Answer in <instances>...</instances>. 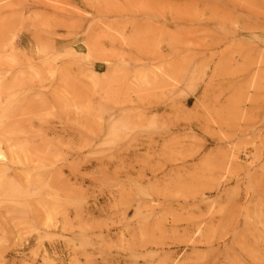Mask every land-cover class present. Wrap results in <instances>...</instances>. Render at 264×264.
<instances>
[{"label":"rangeland","instance_id":"374dc122","mask_svg":"<svg viewBox=\"0 0 264 264\" xmlns=\"http://www.w3.org/2000/svg\"><path fill=\"white\" fill-rule=\"evenodd\" d=\"M2 167L0 264H264V0H0Z\"/></svg>","mask_w":264,"mask_h":264},{"label":"bare ground","instance_id":"6f19581e","mask_svg":"<svg viewBox=\"0 0 264 264\" xmlns=\"http://www.w3.org/2000/svg\"><path fill=\"white\" fill-rule=\"evenodd\" d=\"M6 169V167H2V168H0V171H3V170H5ZM34 177H35V175H34ZM37 177V176H36Z\"/></svg>","mask_w":264,"mask_h":264}]
</instances>
